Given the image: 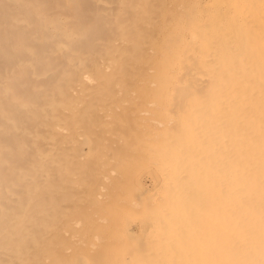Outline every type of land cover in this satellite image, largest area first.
Instances as JSON below:
<instances>
[{"label":"bare ground","instance_id":"obj_1","mask_svg":"<svg viewBox=\"0 0 264 264\" xmlns=\"http://www.w3.org/2000/svg\"><path fill=\"white\" fill-rule=\"evenodd\" d=\"M0 264H264V0H0Z\"/></svg>","mask_w":264,"mask_h":264},{"label":"rangeland","instance_id":"obj_2","mask_svg":"<svg viewBox=\"0 0 264 264\" xmlns=\"http://www.w3.org/2000/svg\"><path fill=\"white\" fill-rule=\"evenodd\" d=\"M108 63V65H111V62H107ZM138 69H141V70H146V66H144L143 64H141V65H139L138 66ZM107 70H110L109 68L107 69ZM138 76V75H137ZM147 79V75H143V76H138L137 77V80H139V79ZM139 84L140 85H147L148 84V82L147 81H140L139 82ZM132 88H134V86H131ZM142 92H143V89L141 90ZM141 91H139V90H136V91H133L132 92V95H134V96H136L137 94H139ZM118 96V95H117ZM146 101H147V98L146 97H144V95L142 96V98L140 99V102L142 103V104H146ZM147 106H152L151 104H149V103H147L146 104ZM120 112V110H119V108H115L114 110H113V112L111 113V116L113 115V114H118ZM141 115H144L143 113L141 114ZM101 120L103 121H107V122H110V120H111V118H109V117H102L101 118ZM99 122V121H98ZM99 124H101L100 122H99ZM101 128V126L98 128V129H100ZM139 172V171H138ZM86 191H88L87 189H82V191L81 192H86ZM101 191L102 192H106V191H112L111 189H105V188H102L101 189ZM74 246H75V248H77V252H76V255H80V256H89V253L86 255V253L88 252L87 250H86V248H82V249H80V244L79 243H74ZM80 249V250H79Z\"/></svg>","mask_w":264,"mask_h":264}]
</instances>
